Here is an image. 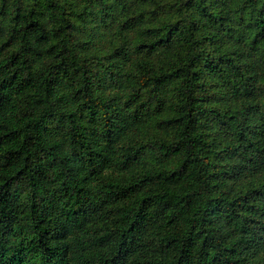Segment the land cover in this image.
I'll return each mask as SVG.
<instances>
[{
    "label": "trees",
    "instance_id": "1",
    "mask_svg": "<svg viewBox=\"0 0 264 264\" xmlns=\"http://www.w3.org/2000/svg\"><path fill=\"white\" fill-rule=\"evenodd\" d=\"M0 264H264V0H0Z\"/></svg>",
    "mask_w": 264,
    "mask_h": 264
}]
</instances>
